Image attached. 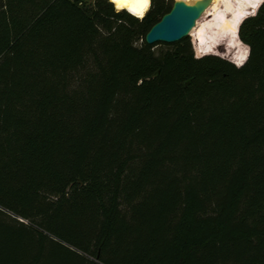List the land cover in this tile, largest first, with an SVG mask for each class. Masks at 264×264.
Returning <instances> with one entry per match:
<instances>
[{"label":"trees","instance_id":"1","mask_svg":"<svg viewBox=\"0 0 264 264\" xmlns=\"http://www.w3.org/2000/svg\"><path fill=\"white\" fill-rule=\"evenodd\" d=\"M173 3L0 0V264H264V3L240 69Z\"/></svg>","mask_w":264,"mask_h":264},{"label":"clouds","instance_id":"2","mask_svg":"<svg viewBox=\"0 0 264 264\" xmlns=\"http://www.w3.org/2000/svg\"><path fill=\"white\" fill-rule=\"evenodd\" d=\"M112 2L115 3L116 12L127 9L130 14L142 20L151 0H115V2L112 0ZM262 3L264 0H236L235 5H233L229 0H225L224 12L232 13L230 21L225 19L224 14L219 12L217 6H214L215 22L203 24L192 33L193 37L199 40L195 58L199 60L207 54L220 55L222 59L230 60L237 69L242 68L250 55V48L239 40L238 26L248 16H255ZM249 8L251 9L250 12L247 10ZM212 28L219 29V31L211 32V34L206 33V29L211 30ZM224 36L231 37L227 45L230 55L215 51L216 46L222 42ZM233 49H235L234 52ZM138 83H142V81Z\"/></svg>","mask_w":264,"mask_h":264},{"label":"water","instance_id":"3","mask_svg":"<svg viewBox=\"0 0 264 264\" xmlns=\"http://www.w3.org/2000/svg\"><path fill=\"white\" fill-rule=\"evenodd\" d=\"M212 2L213 0H196L189 4L185 0H174L171 10L147 32L146 42L173 44L189 37Z\"/></svg>","mask_w":264,"mask_h":264},{"label":"rangeland","instance_id":"4","mask_svg":"<svg viewBox=\"0 0 264 264\" xmlns=\"http://www.w3.org/2000/svg\"><path fill=\"white\" fill-rule=\"evenodd\" d=\"M229 2H231L233 5H235L236 0H229ZM224 3H225V0H215V2H213V4L209 7V9L206 11V13L199 19V22L197 23V26L192 31V33L194 31L198 30L199 27L201 25H203V24H206V23H209V22H215V13L213 12L214 6H217L219 12L224 14L225 19L228 20V21H230L232 19V13H226V12H224ZM247 10L249 12L251 11L250 8L247 9ZM240 25H241V23H240ZM240 25L238 26V38H239L240 41H242L241 38H240V33H239ZM216 31H219V29H216V28H212L211 30L206 29V33H208V34H211V32H216ZM192 33H191V35L189 37H190V40L192 42L193 49H194V53H195L196 52V48L199 45V40L198 39H195L193 37ZM230 38H231L230 36H224L222 42L216 46L215 51L216 52H219L221 54H228V55H230L231 53H228V48H227L228 41L230 40ZM160 43L161 44H159L157 46V49H159V48H169L172 45V44L163 43V42H160ZM245 45H247V44H245ZM232 51L234 52L235 49H233ZM207 55H210V54H207ZM212 55H214V54H212ZM218 56H220V55H218Z\"/></svg>","mask_w":264,"mask_h":264},{"label":"bare ground","instance_id":"5","mask_svg":"<svg viewBox=\"0 0 264 264\" xmlns=\"http://www.w3.org/2000/svg\"><path fill=\"white\" fill-rule=\"evenodd\" d=\"M111 1H112V0H111ZM185 1H186L187 3H189V4H192V3H194L196 0H185ZM213 2H215V0H213ZM213 2H212V4H213ZM114 4H115V3H114ZM150 4H151V2H150ZM212 4H211V5H212ZM149 7H150V6H149ZM208 9H209V8H208ZM208 9H207V10H208ZM126 10H127V9H126ZM148 10H149V8L146 10V12H147ZM146 12H145V14H146ZM145 14H144V15H145ZM197 22H198V21H197ZM196 26H197V25H196ZM195 28H196V27H195ZM195 28H194V29H195ZM194 29H193V30H194ZM193 30H192V31H193ZM191 33H192V32H191Z\"/></svg>","mask_w":264,"mask_h":264},{"label":"snow or ice","instance_id":"6","mask_svg":"<svg viewBox=\"0 0 264 264\" xmlns=\"http://www.w3.org/2000/svg\"><path fill=\"white\" fill-rule=\"evenodd\" d=\"M114 2H115V0H114Z\"/></svg>","mask_w":264,"mask_h":264}]
</instances>
